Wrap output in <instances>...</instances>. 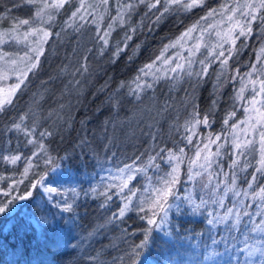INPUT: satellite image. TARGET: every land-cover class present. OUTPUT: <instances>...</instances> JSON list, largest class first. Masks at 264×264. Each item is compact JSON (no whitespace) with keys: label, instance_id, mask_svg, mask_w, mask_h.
Returning <instances> with one entry per match:
<instances>
[{"label":"snow or ice","instance_id":"6c2138e0","mask_svg":"<svg viewBox=\"0 0 264 264\" xmlns=\"http://www.w3.org/2000/svg\"><path fill=\"white\" fill-rule=\"evenodd\" d=\"M72 4L73 0H14L10 8L0 12V23L8 24L6 29L0 31V81L15 79L10 87L0 89V115L14 106L17 93L27 87L29 74H35L41 57L45 54V46L53 36H60L59 32L52 31L54 22L62 10ZM112 4L116 7V15L111 16L107 27L101 31V22L105 14L110 13ZM139 4H144L150 12L156 9L158 14L155 15V22H159L165 14L190 12L204 6L206 0H78V4L64 20L63 30L71 29L79 33L86 25L95 26V36L100 45L98 51L103 54L114 25H123L124 17ZM25 6L31 8V15L21 18L12 14L13 9ZM216 17H219L218 21L208 23ZM201 19L207 27H202L199 21L193 24L174 41L165 45L154 60L140 68L130 82H121L120 87L131 98L129 103H133L138 112L143 111L150 115L154 123L149 127H155L159 122L158 117L175 110L176 107L171 97L163 103L157 101L155 88L161 80L169 81L172 87L184 78H195V82L199 83L207 75L211 64L217 61L223 69L221 75H224L229 71L228 61L240 52L236 41L241 37L249 39L253 35L254 23L264 39V0H224L217 8L209 9ZM208 29L212 31L209 32ZM130 31L135 32V29ZM197 32L199 35H195ZM213 33L214 43L211 42ZM128 39L131 36L126 33V40ZM225 45L229 47L225 48ZM16 46H23V55L10 50ZM124 47H127L126 43ZM201 48L204 49L203 52ZM169 49L177 51L168 55ZM122 50L118 45L113 57L118 56ZM183 51H187L189 55H183ZM226 52L228 55H225ZM88 60V55H84L72 74L87 73ZM196 65H199L198 71L195 70ZM247 67L248 71L244 73L234 69L235 76L231 77L239 80L240 87L235 101L241 102L245 117L243 120H234V103L223 120L228 135L232 137L230 155L235 157L228 171L224 170L219 159L223 154L221 149L229 144L227 137L223 132H209L206 137L199 134L198 129L201 126L211 128V112L202 115L199 106L191 100L185 108L183 123L174 127V131L179 132L182 128L185 133L176 145L169 146L161 141L151 151L140 153L131 162H124L114 170L105 169L108 175L101 177V183L91 189L93 193L105 198L101 207L109 206L108 202L112 200L109 193L113 189H116V195L122 201L108 216L107 224H124L125 217L132 218L130 213H134L143 222L130 233L127 228L122 229L123 233L130 236L139 233L140 239L130 244V251L114 258V264H150L146 258V249L153 241V234L161 232L166 237H172L181 227L174 222V216L180 214L202 217V222L207 225L206 232H201L198 236H207L210 243L198 242L194 255H199V249L203 247V260H213L215 264H220L215 258L224 254H228V261L233 256L239 259L243 254L245 264H264V43L259 48L255 62ZM65 70L67 66L61 69ZM74 83L81 82L76 79ZM220 84L222 81L218 82L217 87ZM146 100L151 101V104L146 105ZM33 103H36L35 99ZM180 103L182 106L185 104L184 101ZM216 103L213 100V105ZM120 106L118 93L117 98L112 101V107L118 109ZM153 107L156 109L155 115H151ZM56 115L60 119L59 114ZM48 116L51 117L52 113ZM46 119L47 117L41 116L29 106L19 115L10 117V123L5 126L7 132L18 134L17 139L22 137V141L19 148L0 149V162L13 166L14 172H18L20 178L0 175V215L12 211L17 201L35 199L32 190L37 188H42L48 201L54 203L61 212H74L75 200L79 196L75 188L68 190L71 192L69 197L65 190L52 186L50 181L46 182L44 175L36 179V169L41 165L49 172L56 170V160L50 154L49 143L46 141L57 133L44 126L42 121ZM175 119L178 122L180 118L177 116ZM229 121L233 123L229 125ZM150 137L156 141L159 133H150ZM193 137H200L201 143L193 144ZM185 141V147H179ZM7 144L11 145L12 141L9 139ZM187 145L195 148L190 157L185 150ZM213 145L215 151L212 150ZM24 148L28 151H23ZM249 156L255 163L248 160ZM142 157L146 159L142 160ZM250 167L253 171L241 177L240 173L246 172ZM150 169L153 170L152 175H149ZM137 177L146 181L142 188L133 185ZM239 180H243L247 188H242L238 184ZM21 185L24 186L23 190ZM137 192H140L139 196ZM53 194L61 197V200H54ZM33 221L40 226L50 222L46 217H32L29 224ZM221 246L224 253L218 251ZM101 257V252L93 251L87 257L88 264H105Z\"/></svg>","mask_w":264,"mask_h":264},{"label":"trees","instance_id":"16d2710c","mask_svg":"<svg viewBox=\"0 0 264 264\" xmlns=\"http://www.w3.org/2000/svg\"><path fill=\"white\" fill-rule=\"evenodd\" d=\"M13 2L0 0V12L10 8ZM223 2L224 0H206L204 6L194 8L190 12L165 14L159 22H155V15L158 14L156 9L150 12L146 10L144 4H139L133 12L124 17L123 25L119 23L114 25L109 44L103 54L98 51L100 45L96 42L95 28L91 33L84 32V29L79 33L71 29L63 30L65 28L63 22L74 8L70 5L62 10L52 27L53 33H60L59 37L52 38H59V41H49L45 46V54L41 57L39 67L35 74H29L27 87L17 93L14 106L0 115V149L20 147L22 137L18 140V134L7 132L5 126L10 123V117L19 115L31 106L41 116L47 117L42 121L44 126L57 133L46 141L49 143L50 154L56 160V170L49 172L41 165L36 169V179L44 175L46 182L50 181L52 185L66 182L68 190L75 188L79 196L75 200L74 212L67 213V217L61 218L58 222V219H55L57 223H50L47 226L51 227L53 224L59 226L61 229L59 233L54 230L42 232L34 221L29 224V219L39 217L40 212L51 215V202L42 188L32 190L35 199L15 202L12 211L0 215V264H31L33 257L36 258L32 264H88L87 257L93 251L102 253L101 258L105 264H114V258L121 256L125 251H130V244L133 241H139V233L130 236L122 232L123 228H127L130 233L143 224L134 213L129 214L131 219L125 217L126 223L119 226L106 223L110 213L122 204L116 195V189L109 193L112 200L108 202V207H101L105 198L93 193L91 189L101 183L97 180L107 173L105 169L114 170L124 162H131L140 153L151 151L161 141L169 146L176 145L185 133L182 128L179 132L174 131V127L178 123H183L185 108L191 100L199 106L202 115L211 112L209 116L210 121H213L211 128L201 126L198 129L199 134L206 137L209 132H223L224 135L226 129L223 120L226 113L232 110L234 103L238 108L234 93L239 87V80L231 79L235 76L233 70L239 69L244 73L248 70L247 66L254 63L256 47L262 39L259 37L257 24H253V35L249 39L241 37L236 41L240 52L228 61L229 71L221 75L220 79L215 78L217 71L219 72L215 68L219 64L217 61L208 68L207 75L199 83L195 82V78L192 80L184 78L175 87L166 80H161L156 85L157 101L163 103L165 99L171 97L176 107L175 110L158 117L159 122L155 127H149L154 122L147 112H138L135 105L129 103L131 98L126 95V90L120 87L121 82H130L140 68L160 54L165 44L175 40L184 29L197 22L209 9L214 6L217 8ZM157 7L161 8L160 5ZM31 12V8L25 6L13 9L12 14L25 18L31 15ZM115 15L116 7L112 4L110 13L105 14L101 22V31L107 27L111 16ZM7 27V23H0V31ZM131 29H135V32H131ZM126 33L131 39L126 40ZM125 43L127 47H124ZM118 45L123 50L114 58L113 53ZM20 49H23V46H20ZM20 49L16 46L10 50L23 55V50ZM88 49L92 51L89 52ZM84 55L89 57L88 72L77 78L80 84H75L72 90L64 93L62 81L66 70L61 69L65 66L67 69L78 67ZM219 81H222V84L217 87ZM118 93L121 106L114 109L112 101L117 98ZM68 95L72 96L71 102H65L63 99ZM213 100L217 101L215 105ZM180 101H184L185 104L182 106ZM63 102L69 104L61 108ZM145 104L150 105L151 101L146 100ZM188 110L190 111V108ZM49 113H52L51 117L48 116ZM57 113L60 119H57ZM155 114L156 109L153 107L151 115ZM236 114L240 116L241 109L238 108ZM177 116L180 118L178 122L175 119ZM231 123L232 121H229V125ZM156 132L159 133V138L153 141L150 133ZM9 139L12 141L11 145L7 144ZM200 143V137H193V144ZM185 144L186 141L180 143L179 147H185ZM229 145L226 144L221 149L223 154L219 158L225 171H228L232 159L235 158L230 155L232 149ZM185 150L190 157L195 148L193 145H187ZM212 150H216L215 145L212 146ZM23 151L27 152L28 149L24 148ZM145 159L146 157H142V160ZM248 160L253 158L249 156ZM186 166L187 163L184 167ZM163 167L167 168V165ZM20 170L22 171V168ZM252 171L253 168L250 167L246 172H241L240 176L248 175ZM152 174L153 170L150 169L149 175ZM0 175L20 178L19 173L14 172L13 166L3 162H0ZM145 184L146 181L142 177H137V181L133 182L137 188H142ZM238 184L242 188H247L243 180H239ZM184 186L188 187L187 184ZM23 187L20 186L21 190ZM68 193L70 197L71 192ZM139 195L140 192H137V196ZM202 219L188 214L175 215L174 222L181 227L172 237H166L161 232L154 233L153 241L146 249L147 261L150 264L162 262L165 264L164 260L172 264L173 262L215 264L213 260H203L205 252L203 247H200L199 255H194L198 242L210 243L207 236H198L207 230V225ZM171 248L176 249V253L170 254ZM218 251L224 253L223 246ZM215 260L220 261V264H225L226 261L227 264L244 263L243 254L239 259L233 256L231 261H228V254L218 256Z\"/></svg>","mask_w":264,"mask_h":264},{"label":"rangeland","instance_id":"374dc122","mask_svg":"<svg viewBox=\"0 0 264 264\" xmlns=\"http://www.w3.org/2000/svg\"><path fill=\"white\" fill-rule=\"evenodd\" d=\"M8 2L9 1H11V0H7ZM12 1H14V0H12ZM78 4V0H73V4L71 5V8H75V6ZM217 6V5H216ZM141 8H142V6H141ZM145 8H146V10H148V8L145 6ZM213 8H215V6L213 7ZM208 12V11H207ZM207 12L202 16V17H204L206 14H207ZM219 20V17H216L215 18V20H209L208 21V23H215L216 21H218ZM199 22H200V25L202 26V27H207V24L205 23V21H203L201 18H199V20H198ZM197 21V22H198ZM197 22H194L193 24H195V23H197ZM193 24H191L189 27H187L186 29H184L182 32H184V31H186L188 28H190ZM63 25H64V23H63ZM222 27H227L226 25H222ZM94 26H91V25H86L85 27H84V32H86V33H91L92 31H94ZM208 31L209 32H211L212 31V29H208ZM181 32V33H182ZM260 32V31H259ZM180 33V34H181ZM180 34L177 36V37H179L180 36ZM195 35H199V33L197 32V33H195ZM261 36V38H262V34L260 33V35H259V37ZM53 40H58L59 41V38H56V39H54V38H51V40H49V41H53ZM174 41V40H173ZM96 42H97V38H96ZM95 42V43H96ZM211 42L212 43H214L215 42V35H214V33H213V35H212V38H211ZM262 43H264V39H260V42H259V44H258V46L256 47V55L258 54V51H259V48H260V46H261V44ZM169 43H167V44H165V45H168ZM186 47H187V45H186ZM226 47H228V45H225V48ZM18 48L20 49V46H18ZM20 50H23V49H20ZM177 51V49H169V51H168V55H173L175 52ZM204 51V49L203 48H201V52H203ZM226 54V53H225ZM183 55H185V56H187V55H189V53L187 52V51H183ZM256 57V56H255ZM199 58H203L202 56H199ZM254 62H255V60H254ZM212 65V64H211ZM215 68H217V70H219V72L217 71V73H216V75H215V78H218V79H220V77H221V74H220V72H223V69L221 68V65H220V63L218 64V65H216L215 66ZM195 69L197 70V69H199V65H196V67H195ZM248 71V70H247ZM74 72V69H72V68H68L67 70H66V72H64L63 73V81H62V87H63V92L65 93V92H68V91H70V90H72L73 88H74V86H75V83H74V81L77 79V78H80L82 75H80L79 73H76L75 75H73L72 73ZM85 74V73H84ZM220 74V75H219ZM135 77V76H134ZM13 83H15V79L14 78H10V79H8V80H5V81H0V89H6V88H8V87H10ZM239 87H240V84H239ZM239 87L237 88V90L235 91V93H234V98H235V96H236V93L238 92V90H239ZM246 95H247V93H246ZM64 101L65 102H71L72 101V96L71 95H68V96H64ZM65 102H63V105L65 106V105H67V104H69V103H65ZM238 104H237V107L239 108V109H241V111H242V114L240 115V116H237V114H236V118H234V120H243L244 119V117H245V114H244V112H243V108L242 107H240V105H241V102H237ZM244 106L246 107L247 105L246 104H244ZM238 108H236V110L235 111H237L238 110ZM232 123H233V121H232ZM241 127L243 128L244 126L243 125H241ZM224 136H226L227 137V139L229 140V144L231 143V139H232V137L231 136H229L228 135V131L227 130H225L224 131ZM108 175V173H105L102 177H106ZM98 181H100L101 182V179L100 180H97V182ZM95 182H96V180H95ZM96 182V183H97ZM52 186H54V187H58V188H61V189H63V190H65V194L68 196V188H67V183L66 182H64V183H61V184H54V185H52ZM53 197H54V200H61V197H58V196H55V194H53ZM51 207H52V211H51V215L50 214H47L46 212H40L41 214H38L39 215V217H46V218H48V220L50 221L49 222V224L51 223H57L61 218H63V217H67V213H64V212H61L58 208H56V206H55V204L54 203H51ZM55 219H58L57 220V222H55ZM49 224H46V225H44V226H40L39 225V228L42 230V232H45V231H49V230H54V231H56V232H60V227L59 226H56L55 224H53V226H51V227H47ZM66 232V231H65ZM65 234V233H64ZM67 234V233H66ZM69 234V233H68ZM42 246H43V244H41ZM170 254H173V253H176V249H174V248H171L170 249V252H169ZM36 257H33L32 258V263H33V261H34V259H35ZM164 262H165V264H172L170 261H165L164 260ZM31 263V264H32ZM46 263H48V261L46 262ZM156 264V263H155ZM158 264V263H157ZM159 264H163V262L162 263H159ZM173 264H179V262H173ZM184 264H188L187 262H185ZM243 264H245V261H244V263Z\"/></svg>","mask_w":264,"mask_h":264}]
</instances>
